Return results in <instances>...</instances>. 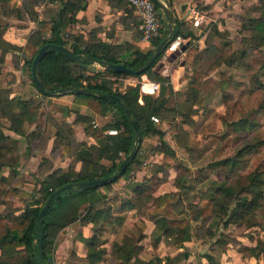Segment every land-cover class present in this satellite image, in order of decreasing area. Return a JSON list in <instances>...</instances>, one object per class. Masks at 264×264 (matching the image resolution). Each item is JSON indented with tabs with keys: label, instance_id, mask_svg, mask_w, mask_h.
I'll list each match as a JSON object with an SVG mask.
<instances>
[{
	"label": "trees",
	"instance_id": "16d2710c",
	"mask_svg": "<svg viewBox=\"0 0 264 264\" xmlns=\"http://www.w3.org/2000/svg\"><path fill=\"white\" fill-rule=\"evenodd\" d=\"M0 1L2 2L5 14L15 13L17 16L23 17V14L27 13L30 18L36 20L37 11L33 8L40 5L44 0H23L22 6L19 9L15 8L17 0H10V4H5L4 0ZM48 1L58 4V7L46 12L44 19L40 22V29L32 32L25 46L20 49L22 53L29 56L24 64L28 71L31 84L39 94L41 93L37 90L31 79V64L38 50L45 44L53 43L64 46L83 57L102 60L108 63H122L133 69L140 68L152 52L144 55L137 49H133L130 58L117 60L109 54L110 46L105 42L95 39L86 42L82 35L68 34L64 36L63 28L74 21L76 13L81 9L83 0ZM121 1L125 3L130 12H134V9L126 0ZM259 1L261 2L259 9L264 12V0ZM138 19L140 21V18ZM49 21H51L50 24L48 23ZM244 21L249 22L246 28L251 27L255 29L253 31L254 33L246 39V42L250 46L253 45L254 48L264 44V15L257 19L248 17ZM161 22L162 26L159 34L152 40L153 47L167 34V24L164 17L161 18ZM46 34H49V38H46ZM187 34V32L185 33L183 31L182 23L176 19L175 35L186 37ZM189 45L190 42H187V51L183 56L185 65L191 64L194 56L201 52V49L197 46ZM10 48L14 47L0 38V64L3 63L4 54ZM160 56L145 72L133 76L107 70L92 72L91 69L93 68H91L92 66L89 63L76 62L55 50H48L44 53L36 69L37 77L44 89L49 91L71 88L96 90L97 95L71 94L73 103L78 106H84L95 114L105 115L112 108H115L118 114L113 118L111 123L105 124L102 128H94L89 122V119H84L86 122L85 134L93 138L96 144H77L72 137L71 131H69L70 137L68 139L63 138L60 133H57L54 139L52 153L55 155L61 150L60 152L63 154L73 155L82 162L81 169L78 173L72 168L52 171L51 174L47 175L40 182L43 190L42 199L28 204L23 209L22 205L24 202L32 197L37 189L32 188V191L29 193L23 189L25 184L22 178L14 180L16 174L14 167L18 159L17 143L4 135L3 128L5 125L3 119L7 123V129L19 135H25L24 125L26 122L31 124L33 121H36L39 104L35 105L33 98H20L16 102L17 109H15L13 108V100L8 98V90L0 89V203L5 205V208L0 212V264H41L34 228L35 218L46 198L53 190L60 186L73 182L97 180L111 175L131 150L135 140L132 125L119 104L114 99L102 95V92L118 96L130 111L132 118L139 128L140 141L138 150L130 164L126 167L123 175L134 168L135 163L138 161L139 149L147 137H155L158 139V144L153 148L154 151L164 153L170 157L176 156L175 149L164 139L165 131L158 124L154 123L150 119V116L160 114L158 112H176V115H182L186 119L192 118L205 108L206 99L199 92V89L194 86H190L186 90L174 91L170 84L166 85L165 83L169 78L153 70ZM89 70L91 73L87 74L86 71ZM142 75H146L160 83V90L157 95H141L138 84L129 86L125 91L121 92L114 88L116 84H121L119 82L121 79L129 77L140 78ZM172 94L178 95L177 104L173 107L169 105ZM42 97L44 99L48 98V96L44 95ZM139 99L141 102H139ZM241 122L243 124L247 123L243 119L237 122L236 125L241 124ZM63 125L65 126V124ZM180 126H182L181 123L174 125L175 132L173 139L178 146L187 147V145L179 144L177 141L179 132H182L184 129H181ZM109 128L117 130V133L115 135L105 134L104 131ZM40 130L41 127L37 125L36 129L27 137L39 140L41 138ZM230 161L232 160L227 158L221 160V163L224 164ZM4 166H8L11 169L6 181H3V176L1 175V170ZM160 171L163 173L161 179L166 180V176L168 175L167 170L160 168ZM263 175V172L254 171L247 177L248 183L238 189L230 185L224 186L220 182L217 184L215 192L218 191L223 197L228 198L230 203L235 201L234 207L230 209L229 203V205L223 206L219 210L220 212L218 213H221V216L216 215L215 211L213 214L214 196L209 192V196H203L200 200L201 204L197 217L204 219L213 215V218L219 219L217 222L220 223L222 229L230 223L241 221L246 214L253 212L264 200ZM183 178L184 176H181L179 173L173 180L175 187L180 191L181 195L184 193V189H189L188 185H190L189 178H184V180ZM115 181L103 186L80 189L78 191H73L68 188L52 199L42 223L44 230L43 252L46 264H52L49 261V255L53 251L54 238L60 229L75 221L78 216L86 222L93 223L98 220L99 210L95 208V205L104 198L98 190L101 187H109ZM158 184L159 182L154 178H147L140 186V193H143L145 190L152 191ZM18 187L23 188L20 189ZM14 197H18L19 200L16 207H13L11 202ZM169 198L170 193L160 194L154 197L149 204H143L141 209L142 213L154 222L155 227L161 230L162 235L173 237L174 245L179 247L191 239V226L187 218H176L173 216L171 213V205L168 203ZM83 203H86L87 206L81 209ZM18 210L21 211L15 214L14 212ZM217 222L216 224L218 226L219 223ZM79 237L87 247L89 264H100L102 254L107 252L105 248L100 247V239L95 235L89 238ZM142 237L143 235H139L136 238L125 235L121 243L114 242L111 245L109 255L114 260H117V264H162L157 257L148 260L139 257L142 247L139 241ZM187 256L188 254L184 251L173 256H167L164 259V264H176L181 258H187ZM206 258L209 264H218L214 256L206 255Z\"/></svg>",
	"mask_w": 264,
	"mask_h": 264
},
{
	"label": "crops",
	"instance_id": "0c3cea01",
	"mask_svg": "<svg viewBox=\"0 0 264 264\" xmlns=\"http://www.w3.org/2000/svg\"><path fill=\"white\" fill-rule=\"evenodd\" d=\"M168 1L175 18L182 23L183 31L188 33L186 37L180 35L185 40L184 43L190 42L189 46L195 45L199 49H202V46L206 44L213 28L217 32L223 31V29L227 28V23L232 18L234 19L238 16V13H241L240 4L238 5L236 0H232L231 2L230 0ZM22 2L23 0H17L15 8H21ZM4 3L10 4V0H4ZM237 5L238 7L236 8ZM57 7L58 4L44 0L40 5L33 8L37 11V19L35 20L30 18L27 13H24L23 17H19L15 13L5 14L2 2L0 1V38L14 47L6 51L3 63L0 64V75L4 69L7 73H10L8 78L5 76L4 78H0L3 85L0 89L8 90V98L13 100V108L15 109H17V100L22 98L21 95L25 93H32V97L38 96L34 98H39L44 95L31 92V85L25 76H23L26 68L24 63L29 56L22 53L20 49L25 46L30 34L40 29V22L44 19L46 12H49L51 9L54 10ZM191 7H200L211 18L210 25L201 32L196 31L187 19V12ZM161 15L162 18V12ZM138 18L139 16L135 12H130L121 0H83L81 9L76 13L74 21L63 28V33L64 36L68 34L82 35L86 42L92 39L105 42L110 46L109 54L111 56L117 60H126L132 56L133 49H137L145 55L150 53L154 48L152 41L142 39ZM48 23L50 24L51 21ZM185 52H183L182 57ZM167 65L168 77L172 78L171 86L173 90H184L185 87H182V83H184L181 80L182 76L180 77L178 75L184 67H176L175 62ZM91 71L95 72L97 70L91 69ZM121 85V89L124 88L125 90L129 86H135L136 80L132 77L124 78L121 79ZM49 100L51 101V106L56 108L52 112H48L50 107L45 105ZM34 101L35 105L39 104V101L42 102L38 105L36 121H33L31 124L25 123V135H19L7 129V123L3 119L5 125L3 128L4 135L17 143L18 159L14 167L16 171L14 180L22 178L25 184L24 188H18H23L29 193L32 191V188L37 189L35 194L24 202L22 209L28 204L34 203L42 196L43 190L40 182L47 175L51 174L52 171L72 168L78 173L81 169L82 162L73 155L63 154L60 152L61 150L55 155L52 153L54 139L57 133H60L63 138L68 139L70 137L69 131H71L72 137L77 144H96L93 138L85 134L86 122L84 119H89L92 126L93 123H96L97 126L94 128H102L105 124L112 122V119L107 117L108 112L113 113L114 116L117 115V111L113 110V108L108 110L105 115H100L89 111L84 106L75 105L72 101L71 94L48 96V98H40L39 101L34 99ZM35 105L33 106L35 107ZM37 125L41 127V138L39 140L28 138L27 136L36 129ZM158 126L165 131L164 139L175 149L178 145L174 146L175 141L173 135L166 137L169 130H172L174 133V125L169 122H160ZM182 126L187 131L185 125L182 124ZM109 129L104 131L105 134H107L106 131ZM154 138L147 137L144 139L138 152V161L135 163L133 169L123 175V178L122 176L118 178L109 187H101L98 190L104 198L95 205V208L99 210V218L96 222H86L78 216L75 221L59 230L54 238L53 251L49 255L52 259V264H89L87 247L79 236L89 238L94 235L100 239V247L107 250L106 253L102 254L99 262L100 264H106L105 257L109 256L111 245L114 242L121 243L123 237L129 235L127 230L133 227L140 229L139 234L143 235L139 241V244L142 246L139 257L141 259L143 258L141 252L145 250L146 241L151 238V232L156 227L154 222L142 213L141 208L143 204H149L154 197L160 194L176 191L173 183L174 177L177 174L176 169L171 167L170 163L165 162V158H171L170 156L154 151L153 148L158 143V139L156 138L155 140ZM103 161L105 162V160ZM154 163L167 170L168 175L166 176V180L161 179L163 173H161L160 169L154 168L155 170H153V168H150ZM174 164L175 162L173 166ZM10 170L8 166L2 168L1 175L3 176V181H6L9 177ZM147 178H154L159 184L152 191L145 190L143 193H140V186ZM164 185H171V187H174V190L171 191L173 187L170 190H166L163 188ZM145 188L148 189L147 186ZM147 195H150L148 199L145 198ZM11 202L13 207H16L19 203L18 197H14ZM86 206L87 204L83 203L81 209H84ZM4 208L5 205L0 203V212ZM20 211L18 210L14 213L16 214ZM118 235L121 237V240L116 238ZM190 240L184 242L179 247L173 245L175 250L173 253H169V256L182 252L184 250V244L190 242ZM158 242H160L159 238L155 240V244ZM143 259L148 260L146 257ZM161 262L164 264V259ZM216 262L218 264H227L226 262H218V259H216ZM200 263L205 264L204 262Z\"/></svg>",
	"mask_w": 264,
	"mask_h": 264
},
{
	"label": "rangeland",
	"instance_id": "374dc122",
	"mask_svg": "<svg viewBox=\"0 0 264 264\" xmlns=\"http://www.w3.org/2000/svg\"><path fill=\"white\" fill-rule=\"evenodd\" d=\"M236 1L240 4L241 13L232 18L227 23V28L219 31L220 33L215 28L212 29L206 44L202 46L201 52L194 56L191 64L180 65L183 58L175 61L176 67H184L181 73H178L184 82L182 87H185L184 90L190 86L197 87L206 99L205 108L194 115V118L188 119L176 115V112H158L160 114L155 115L160 122H169L172 125L181 123L187 129L186 131L180 126L183 131L179 132L177 138L179 144H185L187 147H178L174 142V146H177L176 156L165 158V162L170 163L177 174L180 173L190 180L189 189H184L181 195L175 187L176 191L170 193L168 200L173 216L187 218L191 226L192 239L183 246V251L188 256L181 258L176 264H209L206 255L214 256L220 263L264 264V200L241 221L230 223L223 229L217 222L219 219L213 218V215L204 219L197 217L200 200L203 196H209V192L214 196L213 214L215 211L216 215L221 216L219 210L229 205L228 198L218 191L215 192L220 182L224 186L230 185L238 189L248 183L249 174L254 171L264 173V44L254 48L246 42L255 29L246 28L249 22L244 21L248 17L260 18L264 12L259 9V0ZM157 63L153 67L154 71ZM90 66L93 70H104L97 65ZM86 73L90 74L89 71ZM9 74L4 69L0 78H8ZM23 76L31 85V92L37 94L26 68ZM134 79L137 85L141 77ZM1 86L3 85L0 80ZM121 86L116 84L114 88L120 92L125 91ZM32 95L25 93L21 97L33 98L36 101L44 99L42 96L34 98L38 96ZM177 101L178 95L172 94L169 105L173 107ZM45 105L50 107L48 112L56 109L51 106L50 100ZM113 110L117 111L115 108ZM107 117L113 120L115 116L108 112ZM243 119L247 123L236 125ZM173 134V131L169 130L166 137ZM227 158L232 161L221 163V160ZM150 168L155 170L161 167L154 163ZM172 187L164 185L163 188L170 190ZM173 190L174 187L171 191ZM148 196L150 195L145 198L148 199ZM41 199L42 197L38 200ZM234 205L235 201L230 203V209ZM216 222L219 223L218 226ZM130 229L127 230L129 236L136 238L140 235V229ZM116 238L121 237L118 235ZM157 238L160 240L159 244H155ZM173 239L162 235L160 229L154 228L141 256L147 259L157 257L160 261L165 259L175 250ZM105 260L106 264H117V260L111 255L106 256Z\"/></svg>",
	"mask_w": 264,
	"mask_h": 264
},
{
	"label": "water",
	"instance_id": "95a60500",
	"mask_svg": "<svg viewBox=\"0 0 264 264\" xmlns=\"http://www.w3.org/2000/svg\"><path fill=\"white\" fill-rule=\"evenodd\" d=\"M154 1L157 7L162 12L164 19L166 20L167 34L154 47V49L148 56L147 60L145 61V63L140 68L133 69V68L127 67L125 64H122V63H108L102 60L86 58L81 55L75 54L74 52H72L71 50L67 49L64 46L56 45L53 43H48V44L43 45L38 50L31 64V79L34 82L37 90L41 94H44L46 96H55V95H63V94H86V95H97L98 94L96 90L85 89V88L56 89V90H50V91L44 89L37 77L36 69L44 53L48 50H55L57 52L62 53L67 58L74 60L76 62L97 65L101 69L115 72V73H126L129 75L135 76V75H139L145 72L155 62V60L160 56L164 47L175 36L176 18L173 14L169 1L168 0H154ZM185 50H186V44L182 45V47L179 50H176L173 53H171L169 57L167 58L165 64L158 63L155 71L157 73L162 74L164 77L168 78L169 74H168L167 64H172L178 58L182 59L183 58L182 55H183V52H185ZM180 65H184V61L180 62ZM101 94L114 99L119 104V106L122 108L124 114L127 116L134 130V133H135L134 144L131 150L129 151L128 155L124 158V160L119 164V166L116 168V170L111 175L104 177V178L97 179V180L73 182L70 184L60 186L56 188L55 190H53L51 194L46 198L39 213L37 214L35 218V228H34V233L37 237V250H38L39 260L41 264H46L45 258H44V252H43V240H44V230L42 228L43 217L45 216L52 199L56 195L65 191L68 188H70L73 191H78L80 189H88V188H95V187L103 186L107 183H111L117 180L119 177L123 175L126 167L130 164V162L132 161V159L134 158L137 152L139 141H140V132H139L138 125L132 118L130 111L124 105V103L118 96L114 94L106 93V92H102Z\"/></svg>",
	"mask_w": 264,
	"mask_h": 264
},
{
	"label": "built area",
	"instance_id": "2783aa9c",
	"mask_svg": "<svg viewBox=\"0 0 264 264\" xmlns=\"http://www.w3.org/2000/svg\"><path fill=\"white\" fill-rule=\"evenodd\" d=\"M129 5L134 9V12L140 18V31L142 39L146 41H152L155 39L160 31L162 26L161 22V11L157 7L154 0H126ZM187 19L189 20L191 26L198 32H201L207 28L211 23L210 16L199 7H191L187 12ZM49 38V34L46 36ZM184 39L180 35H175L170 42L164 47L161 52V56L158 59V63H166L167 58L171 53L176 50H179L182 45H184ZM157 63V64H158ZM169 78V77H168ZM172 84V78L165 83ZM139 92L141 95H157L160 90V83L154 80L149 79L146 75L141 76V80L138 82ZM139 102L140 99H139ZM150 119L158 124L160 123L159 119L155 115H151ZM97 124L93 123V127H96ZM107 134L115 135L117 130L109 129L106 131ZM49 261L52 263V259L49 256Z\"/></svg>",
	"mask_w": 264,
	"mask_h": 264
}]
</instances>
